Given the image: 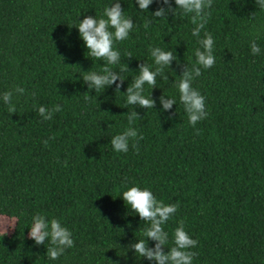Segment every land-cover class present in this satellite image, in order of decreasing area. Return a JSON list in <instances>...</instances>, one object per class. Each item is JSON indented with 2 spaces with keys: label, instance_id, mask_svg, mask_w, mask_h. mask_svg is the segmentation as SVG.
<instances>
[{
  "label": "trees",
  "instance_id": "obj_1",
  "mask_svg": "<svg viewBox=\"0 0 264 264\" xmlns=\"http://www.w3.org/2000/svg\"><path fill=\"white\" fill-rule=\"evenodd\" d=\"M110 3L0 0V92L25 89L13 97L14 112L0 104V215L15 217L13 232L0 233V264H151L131 253L125 258L147 227L119 198L131 186L177 205L165 225L166 247L183 221L197 241L193 264H264V51L253 56L249 48L264 11L255 0H213L201 37L212 35L215 64L193 82L208 116L193 128L171 85L195 65L199 44L189 17L169 15L145 28L151 15L122 0L135 27L115 43L121 64L112 70L126 81L120 92L115 85L89 92L85 72H101L105 62L88 56L75 26L85 16L99 18ZM258 43L264 50V38ZM153 47L172 51L179 64L164 70L168 83L158 78V87L145 86L156 108L135 109L142 139L115 153L110 138L128 126L133 108H125L123 94L139 66L152 65ZM163 93L176 105L158 115ZM41 105L61 111L43 121ZM36 213L60 219L73 234L74 246L56 261L28 238Z\"/></svg>",
  "mask_w": 264,
  "mask_h": 264
},
{
  "label": "clouds",
  "instance_id": "obj_2",
  "mask_svg": "<svg viewBox=\"0 0 264 264\" xmlns=\"http://www.w3.org/2000/svg\"><path fill=\"white\" fill-rule=\"evenodd\" d=\"M154 3H159L160 7L153 13L149 12V8ZM122 0H111L106 5L99 18L97 16H85L83 20L78 21L77 26L79 38L83 41L84 47L87 49L88 56L105 62L101 72L87 71L82 80L87 85L89 92L106 90L107 88L116 86L119 91L121 84L126 81L119 72L113 71L112 66L121 64V54L116 49L115 43L122 42L129 38L134 31L133 20L126 15V11L122 9ZM135 5L140 13H149L151 19H147L145 28L154 22L167 20L169 15L174 18L189 17L194 27L191 29V36L196 38L199 47L195 50V65L189 70L185 68L181 76L176 77L171 83L179 94V102L183 106L187 115V123L193 128L207 118L206 99L200 91L193 86V82L201 75V70H208L215 64L214 56V39L208 32H201L205 28L210 16V9L213 7V0H135ZM174 5V6H173ZM255 5L264 11V0H255ZM169 27V31H171ZM252 38L249 41L250 52L253 56L262 54L258 41L264 38V25H256L253 27ZM152 65L143 63L139 66L138 75L131 79V83L127 87L125 108L133 106L128 111L127 127L110 138L112 151L115 153H127L129 151L130 141L132 147L135 142L142 139L138 136V131L133 127L134 122L139 118L135 111L137 107L141 109L154 110L156 102L152 98V91L149 95H145V86L153 90L158 87V78L168 83V75L164 74V70L171 69L172 63L175 61L179 64V60L172 51H165L160 47H153L150 50ZM125 67L120 68V72L125 71ZM119 81L120 83H117ZM25 89L19 85L13 89L0 92V104L6 105L10 112L15 111L13 104L14 95H23ZM120 92V91H119ZM160 109L157 113L162 115L169 113L173 105H176V99L166 96L164 93L159 98ZM61 106L54 105L51 109L39 106L38 115L43 121L51 120L54 112H60ZM47 144V141H44ZM121 198L129 214L138 216L143 224L147 227L143 230L139 240L135 239L134 243L128 245L127 253L132 254V258L136 261L138 257L151 262V264H193L195 253L190 251L197 246V241L185 231L184 222L173 230L171 236V246L169 244V233L165 230V225L174 217L177 212V205L165 204L157 200L152 191L148 188H140L139 186L127 187L122 191ZM15 220V217H12ZM3 222H0L2 226ZM28 229V238L35 245H43L46 248V256L50 261H56L61 257L67 249L74 246L72 232L64 226L62 221L57 218L49 219L42 213H36L31 216ZM149 241L154 242V246H149ZM47 242V246L46 245ZM167 249V251H165Z\"/></svg>",
  "mask_w": 264,
  "mask_h": 264
},
{
  "label": "rangeland",
  "instance_id": "obj_3",
  "mask_svg": "<svg viewBox=\"0 0 264 264\" xmlns=\"http://www.w3.org/2000/svg\"><path fill=\"white\" fill-rule=\"evenodd\" d=\"M0 222H3L2 226H0V233L10 235L14 230L15 220L13 221L8 217L0 215Z\"/></svg>",
  "mask_w": 264,
  "mask_h": 264
}]
</instances>
